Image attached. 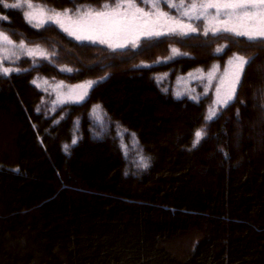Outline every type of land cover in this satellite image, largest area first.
<instances>
[{
    "label": "trees",
    "instance_id": "obj_1",
    "mask_svg": "<svg viewBox=\"0 0 264 264\" xmlns=\"http://www.w3.org/2000/svg\"><path fill=\"white\" fill-rule=\"evenodd\" d=\"M125 1L148 7L0 0L13 44L0 56V264H264V40L193 20L190 34L114 50L34 23L24 6L74 14ZM235 55L247 63L234 99L209 118L214 89L183 84ZM39 79L93 87L48 114Z\"/></svg>",
    "mask_w": 264,
    "mask_h": 264
},
{
    "label": "rangeland",
    "instance_id": "obj_2",
    "mask_svg": "<svg viewBox=\"0 0 264 264\" xmlns=\"http://www.w3.org/2000/svg\"><path fill=\"white\" fill-rule=\"evenodd\" d=\"M146 1L148 2V7L144 8L138 6L133 1H125L115 6H110L100 12L84 11L66 15L48 13L29 2L24 3V6H26L28 10L29 20L34 23L40 25H56L63 32L79 42H94L108 46L114 50L124 49L129 45H136L141 40L146 38L161 37L173 34V32L170 31V29L173 27L182 26L183 31L176 33L190 34L193 32L190 31V29H193V20H203L206 25L207 32L212 34H234L233 32L217 31V29H222L225 26H229L240 30L242 24L247 23V21H238L235 15L220 13L218 9L210 8L205 10L200 8V3L198 4L195 2L192 3V5H197L195 10L192 9V5L186 6L184 4L183 8H181L180 4H175L176 6L172 8H175L179 12V17L176 19L163 11L161 7V2H163V0H158L156 3L150 2V0ZM164 1L167 5L172 3L171 0ZM204 2L217 3L221 2V0L202 1V3ZM129 3L132 4V7H129ZM96 13H107L109 15L97 17L95 15ZM158 13L167 14V20L160 19L159 23H157L156 14ZM142 14H144V19L147 20V24L141 20L140 17ZM182 17L184 19L183 21L181 20ZM124 19H132L133 23L127 27H117L116 21ZM153 28L155 32L159 34H147L149 31H152ZM4 37L5 36L0 35V56L10 55V50L13 47V44L8 39L5 40ZM87 37L92 38L89 39ZM117 44H122L124 46L116 47ZM27 54L36 57L39 56L40 50L37 48H28ZM236 57L240 56L235 55L233 58H231L225 65H223V69L220 65H216L208 73L200 72L195 75H191V77L185 80L183 84V89H185L190 86V82L204 81L206 83V87L211 86V88L214 89V102L213 106L210 108L209 118L214 116L216 112L219 111V109L224 108L234 99L243 73V71L240 73L239 81L236 83L235 77L232 75V73L236 71V66L234 64V59ZM243 59L246 60L245 58ZM245 65L246 64L243 65V70ZM34 84L46 95L43 98V102L39 107V110L48 114L53 113L57 107H61L68 103H82L87 98L90 90L93 87L92 82L69 85L63 82L50 81L49 79H39L38 81H34ZM172 246V248L176 250L183 251L188 246V241H177L173 243Z\"/></svg>",
    "mask_w": 264,
    "mask_h": 264
},
{
    "label": "snow or ice",
    "instance_id": "obj_3",
    "mask_svg": "<svg viewBox=\"0 0 264 264\" xmlns=\"http://www.w3.org/2000/svg\"><path fill=\"white\" fill-rule=\"evenodd\" d=\"M150 2L156 3L158 0H150ZM170 7L176 6L174 2L169 4ZM184 0H180V7L183 8ZM129 7H132V4L129 3ZM192 9L195 10L197 5L193 4ZM200 8L205 10L207 9H218L220 13H225L228 15H235L238 21H247L246 24H242L240 30L236 28L225 26L222 29H217V31H226V32H233L236 35H243L246 36L249 40H264V0H221V2L217 3H200ZM66 15V13H65ZM90 15V14H89ZM97 17L107 16V13H96ZM157 15V23H159L160 19L167 20V14L158 13ZM141 20L147 24V20L144 19V14L141 15ZM132 19H124L120 21H116L117 27H127L128 25L132 24ZM196 29H190V31H195ZM171 32H182L181 27H173L170 29ZM147 34H159L155 32L154 28L152 31H149ZM91 39L92 37H87ZM7 40V37H4ZM122 44H117L116 47H123ZM173 52H176L173 49ZM247 61L243 59V57H236L234 59V64L236 66V71L232 73L235 77V82L238 83L239 75L243 71V65L246 64ZM211 75V74H210ZM234 92V86H233ZM196 142H199V139L202 136L201 132H197L196 134Z\"/></svg>",
    "mask_w": 264,
    "mask_h": 264
}]
</instances>
